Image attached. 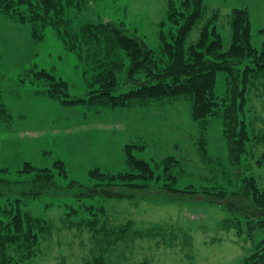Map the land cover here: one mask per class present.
Returning a JSON list of instances; mask_svg holds the SVG:
<instances>
[{
    "label": "rangeland",
    "instance_id": "obj_1",
    "mask_svg": "<svg viewBox=\"0 0 264 264\" xmlns=\"http://www.w3.org/2000/svg\"><path fill=\"white\" fill-rule=\"evenodd\" d=\"M167 2L96 0V6H90L81 19L95 20L99 14L122 20L145 48L160 55L163 38L170 39L177 29L167 20ZM204 7L206 16L219 13L215 26L225 49L231 45L234 9L248 10L252 44L264 47V0H204ZM201 26L191 33L190 42L198 40ZM28 27L27 23L0 15V103L12 116V128L0 118V179H16V172L25 162L49 168L55 160H62L67 177L60 176L59 185L66 187L77 181L96 189V185L108 183V178L135 172L128 162L130 149L138 158L153 163H160L164 157L178 160L171 172H165L163 165L158 170L163 175L160 187L167 178L170 182L176 176L181 189H192L185 188L192 185L209 194L213 188L229 187L236 181V168L231 166L224 142L223 120L198 122L189 102L139 99L131 104L105 102L76 110L38 96L35 91L41 90L40 85L22 82L32 69L48 70L62 78L72 96H84L93 90L77 67V57L65 50L51 28L47 27L38 39ZM117 62L108 92L117 96L126 91L119 92L115 85L146 81L143 74L130 72L133 60L123 48L119 49ZM263 77L248 90L246 117L251 121L252 134L264 132ZM225 83V74L219 73L220 96ZM249 150L264 161V142H251ZM253 159L243 162V170L248 176L254 174L263 190L264 164L259 166ZM74 201L69 206L44 209L50 202L44 200L35 207V214L48 223L41 247L27 264H242L254 250L244 216L231 215L215 203L119 201L98 196ZM99 206L105 210L100 211L98 219L86 211L91 207L98 210ZM158 225H163L162 231L153 238L130 235Z\"/></svg>",
    "mask_w": 264,
    "mask_h": 264
},
{
    "label": "trees",
    "instance_id": "obj_2",
    "mask_svg": "<svg viewBox=\"0 0 264 264\" xmlns=\"http://www.w3.org/2000/svg\"><path fill=\"white\" fill-rule=\"evenodd\" d=\"M95 3L96 0H0V15L27 23L38 39L47 27L51 28L65 50L77 57V67L82 69L93 91L84 96H72L67 82L44 69L30 70L22 82L40 85L41 90L35 91L38 96L76 110L101 106L105 102L131 104L139 99L144 102H189L192 116L198 122L223 120L224 142L231 166L236 168V181L229 187L213 188L209 194L197 191L192 185L185 187L192 189H181L176 176L170 182V177L167 178L160 187L158 183L163 175L158 170L163 165L165 172H171L178 160L164 157L160 163H153L144 157L138 158L130 149L127 150L128 162L135 172L108 178V183L96 185V189L77 181L69 182L66 187L59 185L60 176L67 177L62 160H55L49 168L25 162L16 172V179H0V264H27L37 253L48 221L37 216L34 209L44 200L50 201L44 209H50L60 204L69 206L77 202L75 199L85 201L87 197L96 196L119 201L160 199L177 204L205 201L218 204L229 214L240 213L246 220L247 236L254 250L242 264H264V189L259 187L254 174L248 176L243 170V162L255 157L249 144L264 142V132L252 134L251 121L246 117L248 90L264 76V47L259 49L252 44L248 10L234 9L231 45L225 49L222 35L215 26L219 13L216 17L206 16L204 0H168L167 20L177 29L170 39L163 38L159 55V52L145 48V43L136 34L131 35L122 20L107 19L98 13L95 20H82V13L89 11ZM199 24L202 26L198 40L190 42V35ZM121 48L132 57L130 72L143 74L146 81L124 83L122 87L115 85L119 92L126 91L115 96L108 91L109 84L113 83L110 78L115 79L113 73ZM101 67L104 69L98 71ZM219 73L226 76V89L221 96L217 93ZM0 118L9 122V128H12V116L2 103ZM261 158L253 160L260 166L264 164ZM77 209L74 212H78ZM98 210L91 207L86 211L98 219L105 208L99 206ZM162 228L163 225L151 226L141 229L139 235H130L149 239L161 233Z\"/></svg>",
    "mask_w": 264,
    "mask_h": 264
}]
</instances>
